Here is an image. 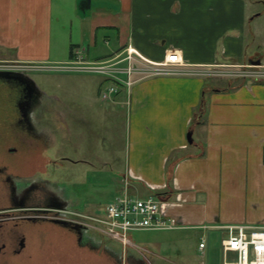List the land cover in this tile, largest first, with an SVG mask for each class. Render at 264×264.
I'll return each instance as SVG.
<instances>
[{"label":"crops","instance_id":"crops-1","mask_svg":"<svg viewBox=\"0 0 264 264\" xmlns=\"http://www.w3.org/2000/svg\"><path fill=\"white\" fill-rule=\"evenodd\" d=\"M127 48L153 63L174 51L193 67L264 66V0H0V62L59 71ZM66 75L79 85L93 74ZM99 78L82 108L60 101L66 133L93 126L83 114L99 108L108 86ZM123 92L129 149L115 198L125 184L132 197L156 198L180 230L218 234L220 249L225 227L264 224V85L158 78L119 88L112 104ZM208 250L198 248L201 260Z\"/></svg>","mask_w":264,"mask_h":264},{"label":"flooded vegetation","instance_id":"flooded-vegetation-1","mask_svg":"<svg viewBox=\"0 0 264 264\" xmlns=\"http://www.w3.org/2000/svg\"><path fill=\"white\" fill-rule=\"evenodd\" d=\"M1 73L0 143L17 145L0 151V264H154L147 251L91 227L94 215L69 184L66 166L88 162L49 150V100L23 76ZM8 120L11 135H4Z\"/></svg>","mask_w":264,"mask_h":264},{"label":"rangeland","instance_id":"rangeland-1","mask_svg":"<svg viewBox=\"0 0 264 264\" xmlns=\"http://www.w3.org/2000/svg\"><path fill=\"white\" fill-rule=\"evenodd\" d=\"M6 63L9 62H0L1 65ZM66 72L73 71L42 70L33 71L28 76L49 100L53 110L52 113L43 114L45 122L55 132L50 137L49 150L58 152L59 156L88 162L75 166L67 164L68 182L71 183L72 189H75L78 199L83 201L84 210L91 215L104 218V208L114 200L125 172L129 149L128 121L124 105L126 95L124 92L118 95L116 104L110 101L114 96L105 101L100 97L97 101L100 103L99 108H94L95 111L86 110L83 114L85 118H93L91 123L93 126L80 128V132L78 130L80 135L75 134L74 127H69V132L66 133V129L61 128L59 115L56 114L59 113L60 101L66 98L65 102L69 100L70 104L82 108L80 106L85 105L87 97H92L90 92L93 89L92 84L95 85L100 80L99 76L87 75L90 77L85 79L86 81H79L78 85L74 83L79 80L78 77L67 76ZM94 105L95 102L92 106ZM73 118L69 117L70 120ZM10 121L4 122V135L10 134ZM16 145L17 143L13 142L0 143V151ZM261 227H264V224ZM127 237L135 247L151 254L154 264H168L165 261L174 264H223L218 234L210 235L203 230L135 231L127 234ZM200 239L209 247L204 260H201V254L198 252Z\"/></svg>","mask_w":264,"mask_h":264},{"label":"built area","instance_id":"built-area-1","mask_svg":"<svg viewBox=\"0 0 264 264\" xmlns=\"http://www.w3.org/2000/svg\"><path fill=\"white\" fill-rule=\"evenodd\" d=\"M67 71L93 74L108 82L102 100H109L119 88L129 90L138 82L158 78H197L201 80L243 81L264 85L262 65H219L193 67L182 60L177 52H168L162 63H153L134 48H127L111 60L96 64H74ZM58 70L40 65L0 64V72L29 74L33 71ZM104 218H89L91 227L124 247H135L127 234L135 231H175L180 225L175 219L162 215L161 202L153 197L138 199L129 195L127 184L124 193L104 208ZM226 237L221 243L223 264H264V228L259 226L225 227ZM205 242L199 244L203 250ZM229 255L233 257L230 259Z\"/></svg>","mask_w":264,"mask_h":264},{"label":"water","instance_id":"water-1","mask_svg":"<svg viewBox=\"0 0 264 264\" xmlns=\"http://www.w3.org/2000/svg\"><path fill=\"white\" fill-rule=\"evenodd\" d=\"M254 65L258 66L260 65L259 62L255 63ZM3 75H11L9 73H1ZM19 76H23L33 87H35L37 89V86L35 85V83L29 78V76L23 75L21 73H18ZM188 143L192 144V139H191V134L188 135Z\"/></svg>","mask_w":264,"mask_h":264},{"label":"trees","instance_id":"trees-1","mask_svg":"<svg viewBox=\"0 0 264 264\" xmlns=\"http://www.w3.org/2000/svg\"><path fill=\"white\" fill-rule=\"evenodd\" d=\"M171 172H172V169H171ZM167 184L169 185L170 184V181L172 180V175L171 173L167 176ZM169 194L166 193V194H157V197L158 198H161V197H165V196H168Z\"/></svg>","mask_w":264,"mask_h":264}]
</instances>
